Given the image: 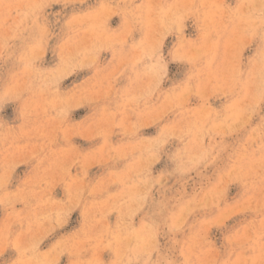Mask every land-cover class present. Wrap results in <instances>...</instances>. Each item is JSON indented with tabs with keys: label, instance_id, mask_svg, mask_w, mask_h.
<instances>
[{
	"label": "rangeland",
	"instance_id": "obj_1",
	"mask_svg": "<svg viewBox=\"0 0 264 264\" xmlns=\"http://www.w3.org/2000/svg\"><path fill=\"white\" fill-rule=\"evenodd\" d=\"M0 264H264V0H0Z\"/></svg>",
	"mask_w": 264,
	"mask_h": 264
}]
</instances>
